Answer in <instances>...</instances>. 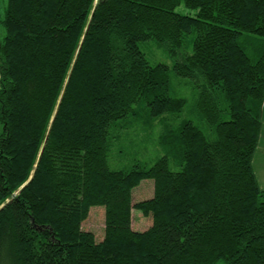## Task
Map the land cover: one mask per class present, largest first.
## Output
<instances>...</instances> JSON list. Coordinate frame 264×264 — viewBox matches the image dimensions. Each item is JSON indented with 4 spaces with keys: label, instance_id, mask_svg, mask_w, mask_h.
<instances>
[{
    "label": "trees",
    "instance_id": "obj_1",
    "mask_svg": "<svg viewBox=\"0 0 264 264\" xmlns=\"http://www.w3.org/2000/svg\"><path fill=\"white\" fill-rule=\"evenodd\" d=\"M2 26L0 264H264V0H8Z\"/></svg>",
    "mask_w": 264,
    "mask_h": 264
},
{
    "label": "rangeland",
    "instance_id": "obj_2",
    "mask_svg": "<svg viewBox=\"0 0 264 264\" xmlns=\"http://www.w3.org/2000/svg\"><path fill=\"white\" fill-rule=\"evenodd\" d=\"M8 0H0V14L4 18L6 13ZM177 10L182 13L189 12V9L184 5H180ZM5 36V28L4 26L0 29V38H4ZM141 48L147 54L149 60L153 63H165L172 67L174 58L169 55V53L154 39L147 41L146 43L141 45ZM174 82L177 83L180 80L173 75ZM176 79V80H175ZM0 86H1V75H0ZM178 88L183 90V92L190 93L191 89L182 85L178 86ZM188 88V89H187ZM185 115V112L184 114ZM173 119L174 116H173ZM180 120V119H179ZM4 130V125L0 121V135ZM154 192V182L152 179L143 180L140 185H138L133 190L134 202L147 199L152 197ZM105 208L102 206H94L90 210L89 217L84 221L83 227L86 230L94 232L97 240H102L104 237V229H105ZM152 224V218L150 216H145L142 211L134 209L133 210V228L139 231H143L150 227Z\"/></svg>",
    "mask_w": 264,
    "mask_h": 264
},
{
    "label": "crops",
    "instance_id": "obj_3",
    "mask_svg": "<svg viewBox=\"0 0 264 264\" xmlns=\"http://www.w3.org/2000/svg\"><path fill=\"white\" fill-rule=\"evenodd\" d=\"M254 169L258 182L264 188V108H263V125L261 137L259 140V147L254 156Z\"/></svg>",
    "mask_w": 264,
    "mask_h": 264
}]
</instances>
